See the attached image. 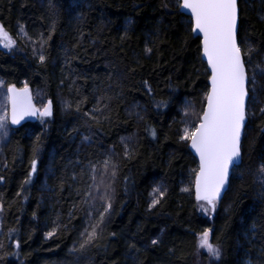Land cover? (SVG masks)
<instances>
[{"label": "trees", "instance_id": "trees-1", "mask_svg": "<svg viewBox=\"0 0 264 264\" xmlns=\"http://www.w3.org/2000/svg\"><path fill=\"white\" fill-rule=\"evenodd\" d=\"M180 5L0 0V24L18 46L17 52L0 46V79L6 87L42 91L53 106L51 117L11 128L0 152V264H195L206 229L221 248L215 264H264V0H239L248 121L242 162L211 218L195 197L198 160L190 141L180 139L205 107L210 73ZM21 27L30 39L21 38ZM109 156L116 177L109 167L100 187L111 184L112 208L100 238L86 242L85 229L101 208L98 199L82 203L89 165L98 166L99 183ZM158 186L165 194L150 208Z\"/></svg>", "mask_w": 264, "mask_h": 264}, {"label": "snow or ice", "instance_id": "snow-or-ice-1", "mask_svg": "<svg viewBox=\"0 0 264 264\" xmlns=\"http://www.w3.org/2000/svg\"><path fill=\"white\" fill-rule=\"evenodd\" d=\"M180 6L191 14L192 31L202 34L203 56L207 58V64L211 69V87L205 97V107L195 126H186L180 137L181 140L190 141L191 148L199 155V169L195 176V197L197 201L203 202L200 205L201 211L211 215L216 211L221 193L229 182L230 170L238 167L242 162L240 144L248 115L249 77L244 55L237 41V0H182ZM54 27L55 25H53V30ZM19 34L25 39H30L23 27L19 29ZM50 38L49 36L48 39ZM38 42L41 47L47 42L43 34H40ZM16 44L13 36L0 24V45L11 50L16 47ZM146 51L150 53L151 49L148 48ZM248 51L251 52L250 47ZM33 52L38 55L39 61L44 63L46 57L43 51L37 52L33 47ZM6 93V99L11 108L10 123L13 125L19 124L26 116H39L43 119L53 114L51 101H48L43 109L36 107L27 85L23 89H17L14 85L8 86ZM86 99L85 97L78 102L77 111ZM158 106H164L163 102ZM65 107H71V104L66 103ZM92 111L102 110L96 107ZM85 115H90V113H85ZM91 118L98 120L95 116ZM8 123L9 114L5 111L0 114V138L7 137ZM151 134L155 136V131L152 130ZM85 139L88 137L86 136ZM121 142L124 143V138ZM125 155H129L126 144ZM101 163L103 169L99 183H97L98 166L90 164L88 175L91 183L83 189L85 199L82 203L87 204L90 201L94 203L97 199L101 201L99 216L90 225V230L85 229L86 242L100 238L98 229L104 224L105 215L112 208V196L109 194L111 184H107L103 191L100 186L105 184L104 177L109 175V167L112 169L110 175L114 182L116 165L111 162L110 156ZM36 164L37 161L33 159L30 175L36 172ZM261 171L264 172V166H261ZM182 190L188 191L187 188ZM112 191L114 192V189ZM156 193H159V197H156ZM80 194L81 190L77 189V195ZM164 194L160 186L156 187L153 190L154 198L150 208L159 204ZM3 210V204H0V212ZM47 235L48 237L55 235V229ZM158 242L156 239L151 241L153 245ZM84 246V243H81V248ZM16 247L19 248V242ZM197 247L205 250L208 256L215 260H219L222 255L221 248L211 240V229H206L199 234Z\"/></svg>", "mask_w": 264, "mask_h": 264}, {"label": "rangeland", "instance_id": "rangeland-1", "mask_svg": "<svg viewBox=\"0 0 264 264\" xmlns=\"http://www.w3.org/2000/svg\"><path fill=\"white\" fill-rule=\"evenodd\" d=\"M20 36H21V38H24L22 35H20ZM0 46L7 51H12V52L18 51L17 45H16V47H13L11 50L4 48L2 45H0ZM0 85H3L2 87H0V114H3L5 111H8V114H9V103L6 99L7 87L4 84L3 80H1V79H0ZM32 92H33V98H34V101H35L37 107L40 109H43V107H45L47 102H48L47 99L45 98L43 92L40 90H37V89L32 90ZM45 118H47V117H45ZM45 118H43V119H45ZM10 131H11V126H10V123H8V135H7V137L0 138V152H1V154H3V148H4V146L7 142V139L10 135ZM202 203H203L202 201L198 202L199 212L201 214L206 215L207 217L211 218L213 216V214L217 211L218 203H217L216 211L214 213H212L211 215L206 214L205 212L201 211L200 205ZM0 220H1V212H0ZM211 236H212V230H211ZM195 264H215V259L210 258L205 250L198 248Z\"/></svg>", "mask_w": 264, "mask_h": 264}, {"label": "water", "instance_id": "water-1", "mask_svg": "<svg viewBox=\"0 0 264 264\" xmlns=\"http://www.w3.org/2000/svg\"><path fill=\"white\" fill-rule=\"evenodd\" d=\"M181 3H182V0H181ZM237 4H238V22H237V41H238V35H239V28H240V11H239V0H237ZM181 12L183 14H185L186 16H188L189 18H191V14L190 12H188L187 10H184L181 8ZM194 36L195 37H198L202 40V34H198V33H194ZM239 43V42H238ZM202 55H203V52H202ZM203 60L204 62L207 64V58L203 56ZM207 67H208V70H209V73H211V69L210 67L208 66L207 64ZM209 85L211 87V82L209 80ZM13 86V85H12ZM15 86V85H14ZM17 89H23L24 87H18V86H15ZM28 89L30 90L31 92V95H32V99H33V103L36 105L35 101H34V98H33V92H32V89L30 87H28ZM249 99V97H248ZM247 105H248V102H247ZM37 107V105H36ZM38 108V107H37ZM10 115H11V108H10V104H9V123H10ZM39 119V116H26L23 120H21V122L17 125H13L10 123V126L11 128L13 129H17L21 126H23L26 122L28 121H37ZM247 121H248V118L246 119V122H245V127H244V130H243V133H242V137H241V144H240V151H241V161H242V149H241V146H242V141H243V137H244V131H245V128H246V125H247ZM189 148L191 150V152L193 153V155L196 157V159L198 160V163H199V155L195 152L194 149L191 148V145L189 144ZM241 164V163H240ZM235 169V168H234ZM233 169V170H234ZM233 170H230V174H229V182L228 184L225 186V190L221 193V198L219 201H221L224 196L226 195L228 189H229V186H230V180H231V177H232V173H233ZM194 192H195V185H194Z\"/></svg>", "mask_w": 264, "mask_h": 264}]
</instances>
